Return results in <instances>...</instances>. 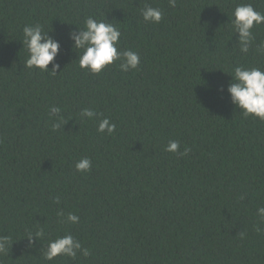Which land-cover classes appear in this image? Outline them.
<instances>
[{
  "label": "trees",
  "instance_id": "16d2710c",
  "mask_svg": "<svg viewBox=\"0 0 264 264\" xmlns=\"http://www.w3.org/2000/svg\"><path fill=\"white\" fill-rule=\"evenodd\" d=\"M239 3L264 13V0H0V264H264V120L226 91L234 66L264 70L254 50L264 24L241 53ZM146 5L163 13L158 24L143 19ZM88 17L120 29L117 48L139 54L136 69L79 67L68 34ZM35 24L60 42L54 75L52 63L25 66L22 29ZM105 117L111 134L97 131ZM170 140L190 151H166ZM85 157L90 170L77 171ZM66 234L90 255L44 259Z\"/></svg>",
  "mask_w": 264,
  "mask_h": 264
},
{
  "label": "clouds",
  "instance_id": "9594fccd",
  "mask_svg": "<svg viewBox=\"0 0 264 264\" xmlns=\"http://www.w3.org/2000/svg\"><path fill=\"white\" fill-rule=\"evenodd\" d=\"M168 3L170 7L175 8L177 0H168ZM141 15L145 21L157 24L163 18L160 9L147 5L141 10ZM232 17L231 31L236 34L239 51L248 54L250 49L253 48L255 39L253 28L264 24V13L257 11L251 3H239L233 9ZM22 32V43L27 46L29 52L25 66L48 71L50 70L48 65L52 63L51 72L53 75L56 74L58 65L54 63V60L59 53L60 42L50 36L47 31H44L40 24L26 25L23 27ZM120 36V29L115 25L106 23L103 20H96L93 17H88L85 20L83 29L78 28V30L70 31L68 34L69 39L72 41L71 47L83 50L79 55V67L87 68L93 74L100 73L107 65L113 64L115 61H120L119 68L123 72L136 69L139 66L140 56L138 53L132 50H118L117 44ZM254 50L258 54L264 55V41L255 45ZM230 75L231 80L226 86V91L229 93L231 103L239 108L244 117L252 115L264 120V70L259 67L236 65L232 68ZM59 113V107L50 108V115H58ZM95 115L96 113L91 109L81 111L83 117L92 118ZM60 126V123H53L52 128L55 130ZM115 129L116 125L111 123L107 117L101 119L97 126V131L101 133L111 134ZM179 148L178 141L170 140L165 150L178 153L181 156L190 151V149L185 148L183 152H179ZM75 168L77 171L86 172L91 168V161L87 157L82 158L76 162ZM257 214L264 221V207H259ZM57 215L63 217L64 213L60 211ZM66 220L73 224L79 223V217L73 213H68ZM256 230L258 232L262 231L259 227ZM240 235L243 236L244 233ZM43 236L42 229L35 235L27 236L26 247L33 246V237L38 239ZM78 252L84 257L90 255L89 249L83 248L81 243L74 239L71 234H66L54 240H49L43 255L46 260H52L60 255L75 259ZM8 253L9 238L0 237V256Z\"/></svg>",
  "mask_w": 264,
  "mask_h": 264
}]
</instances>
